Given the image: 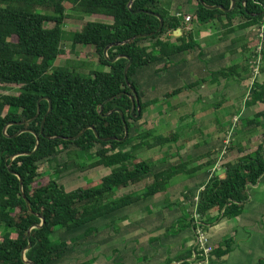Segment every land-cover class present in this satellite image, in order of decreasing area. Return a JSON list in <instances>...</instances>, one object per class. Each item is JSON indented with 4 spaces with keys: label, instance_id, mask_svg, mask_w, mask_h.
<instances>
[{
    "label": "trees",
    "instance_id": "16d2710c",
    "mask_svg": "<svg viewBox=\"0 0 264 264\" xmlns=\"http://www.w3.org/2000/svg\"><path fill=\"white\" fill-rule=\"evenodd\" d=\"M195 2L192 21L188 22V14L173 13L162 0H134L132 6L131 0H0V229L4 230L0 236V264H61L82 239L99 232L98 222L104 221L113 227L118 211L141 207L144 201L166 192L177 176L196 173L211 164L204 162L190 168V162L180 157L179 164L163 166L141 156L145 149L165 147L179 138L178 133L158 134L157 129H144L140 123L146 109L156 103V99L147 98L141 86V77L146 71L165 73L172 61L185 53L196 49L202 52L194 36V24L220 23L221 40L264 25V0H237L230 12L210 9L205 4L230 8L232 0ZM69 10L102 14L112 22H86L69 37L64 28ZM156 14L164 20L160 31L161 19ZM180 28L182 35L171 40ZM146 34L112 46L108 55L105 54L108 45ZM68 40L72 42L71 52L78 46L93 48L102 68L84 73L78 67L88 64L71 58L65 65H56L58 58L66 54L63 45ZM130 58L133 61L127 81L125 68ZM240 68L248 69L241 65L223 67L213 74V79L235 76L240 82L245 79ZM193 85L166 92L164 97L172 98ZM5 86L17 92L2 93ZM133 88L139 94L142 107L138 118L132 114ZM250 90L246 105L264 104V80L254 81ZM49 99L53 108L42 129ZM106 100L109 102L101 110ZM116 108L124 113L128 134L122 114L113 111ZM263 120L264 110L247 118L249 133L264 129ZM89 126L102 138L110 139H99L90 128L75 140L65 138L76 136ZM24 128L35 133L25 131L16 135ZM256 138L261 141L252 151H247L242 144L233 148L237 155L225 163L224 174L211 176L206 187L193 195L194 210L206 230L221 218H237L249 202L250 185L257 184L264 174V133L251 136L249 141ZM73 156V165L81 171L104 166L111 168V172L96 184L70 191L56 179L35 186L45 165L56 163L59 167L55 176L59 177L70 168L69 159ZM151 176L153 180L145 190L137 191ZM215 213L218 215L213 216ZM42 218L44 225L34 227L42 223ZM197 223L196 217L187 213L177 219L176 226L178 231L195 230ZM30 242L31 248L25 251ZM231 250L229 239L214 245L210 264L214 257L227 259ZM24 251L28 261L23 258ZM193 257L190 249L177 259L167 257L160 264L181 260L180 264H196Z\"/></svg>",
    "mask_w": 264,
    "mask_h": 264
},
{
    "label": "rangeland",
    "instance_id": "374dc122",
    "mask_svg": "<svg viewBox=\"0 0 264 264\" xmlns=\"http://www.w3.org/2000/svg\"><path fill=\"white\" fill-rule=\"evenodd\" d=\"M188 1L177 0L178 6L183 8ZM67 5L72 6L69 3ZM194 5H196V2L193 1L190 5H187V8L192 11L195 8ZM89 21L110 23L112 19L102 14H84L69 10L64 28L68 36L71 37L76 30H81L83 25ZM48 26H53V23H48ZM193 26L195 39L205 46L202 47L203 55L197 57L199 49L192 53H185L172 61L171 68L164 71L166 75L162 72L155 74L153 69H148L146 72L149 71L150 73L143 81L141 80V86L144 87L147 98L156 99V103L146 109L144 118L140 122L142 127L144 129H157L158 134L166 136L178 133L179 138L165 147L145 149L141 156L151 160L154 164H163V166L169 165V163L171 165L179 164L181 162L180 157L183 161L190 162L188 164L190 168L200 165V163L203 164L204 161L206 163L211 162V164L203 166L196 173H184L177 177H181L177 181L182 183L172 185L174 192L178 193L176 200L172 201L164 193L157 194L144 201L141 207H129L118 211L115 217L117 221L113 227L108 226L107 222H98L99 232L82 239L75 245L72 254L61 264H81L84 261L89 264H135L137 263L135 256L137 254L143 255L139 257L141 260L139 263L148 264L152 260L155 263H162L166 260V255L163 253L170 251V247L176 245L169 242L172 238L164 239V237L159 238V243L153 245L154 243L149 242L151 234L161 230L170 232L176 229L175 232L180 237L181 234L185 235L190 230L180 232L174 224V219L183 216L180 211L182 199L179 198L181 195L184 196L185 193L182 194L181 188L195 186L196 182H199L202 178L205 169H210L212 176L223 172L225 163L236 157L237 152L234 153L232 149L237 147L238 144L245 143L247 151H252L259 145L261 141L259 138H256L255 141L253 139L249 141V138L262 133L254 132L250 134L245 122L247 118H252L258 111L264 110V104L260 105L261 103L251 107L246 105V100L250 98V88L253 82L264 80V72H262L264 66V40L262 49H260L259 28L254 27L251 29L249 35L252 36L250 41L252 43L250 45L246 44L245 50L240 51L242 55L240 56L241 59L238 60L240 62L242 60V62L239 65L248 69L243 71L240 68V72L243 73L245 79L243 83H235V76H219L217 81L213 79V74L217 70L227 66V63L224 65L223 60L215 61L207 53L216 47L228 46V43H223V40L217 37L216 29L219 30L218 36L222 33L220 23L213 25L194 24ZM63 46L66 48V54L58 58L55 62L56 65H65L67 59L71 58L88 64L78 67V70L84 73H89L92 68H102L98 66V55L93 48L78 46L71 52L72 42L69 40ZM258 54L261 55V60L257 67ZM195 57L197 58L194 59ZM187 68L192 70L188 72ZM104 69L109 70V67H104ZM191 84H194L191 89H187L169 99L164 97L166 92L184 88ZM10 91L17 92V89H9V86H5L1 92ZM213 140L222 141V145L218 150L210 148L212 144H215ZM205 151L206 156L202 154ZM63 155V159L66 160V154ZM74 159V156L69 159L70 168L61 173L59 177L55 176V170L59 167L56 163L45 165L42 168L43 173L38 178L35 186L46 184L50 179H56L70 191L82 186L96 184L111 171V168L104 166L81 171L73 165ZM152 180V176L146 179L137 187V191L142 192L145 190L146 185ZM172 182L174 183V181ZM261 184L264 185V180ZM255 185L251 184L249 190V198L254 196V203H257V211L252 216L254 219H252L251 225H239L232 220L231 222H235L233 231H229L226 236L224 235L225 237L219 239L220 242L214 237L213 240L218 243L229 239L232 250L227 259L214 257L212 264H264V190H260L262 187L255 188ZM186 201H188L189 206L185 209V214L189 213V215L192 214L195 217L193 204L189 200ZM3 232L4 230L0 229V236ZM207 232L209 231L207 230ZM125 254L127 256H124ZM147 254L150 257L146 262L144 256ZM154 255H157V257L163 255L165 258L160 257L155 261ZM174 259H177V257L175 256Z\"/></svg>",
    "mask_w": 264,
    "mask_h": 264
},
{
    "label": "crops",
    "instance_id": "0c3cea01",
    "mask_svg": "<svg viewBox=\"0 0 264 264\" xmlns=\"http://www.w3.org/2000/svg\"><path fill=\"white\" fill-rule=\"evenodd\" d=\"M193 1L195 2V0H189L187 2V5H190ZM162 2H163V4L166 7H169L170 10L173 13L182 12V13H185V14H188V15H193L194 12H195V8H196V5H194L195 8L192 11L187 8V5L184 6L183 8H181V7L178 6L177 0H162ZM251 29L252 28H249V29L244 30L242 32H238V33L231 34L228 39H224L223 40V43H225V42L228 43V46H226V47H219V48L216 47V48H214L213 50H211V51H209L207 53H209V55H211V57L213 58V60H215V61H217V60H223L224 65H226V63H227V66H225L224 68L229 67V66L239 65L242 62V60H241V62H240V60H238V59H241L240 56L242 55L240 51H242V50L244 51L245 50L246 44H249L250 45L252 43V42H250L252 40V36L249 35L250 32H251ZM216 30H217L216 31L217 37L220 38V40H221V35H219L220 37L218 36L219 30L218 29H216ZM182 33H183V29L180 28L179 30H176L173 33L171 40L175 41L176 40V37L182 35ZM201 42H202V39H201ZM201 46L202 47H205L203 43H202ZM198 52H199V54L197 55V57L199 55L201 56L202 55L201 53L203 51L201 52L199 50ZM197 57H195L194 59H196ZM189 63H191V62H189ZM189 70L191 71L192 69L187 68V71L188 72H189ZM149 73L150 72L148 71V72L145 73V75L143 77H141L142 81L144 80V78ZM237 82L238 81L235 80V83H237ZM239 83H243V80H241ZM235 85H238V84H235ZM238 86H240V85H238ZM237 92H235V93H237ZM241 92H243V91H241ZM243 93H245V92H243ZM260 105H262V103ZM263 132H264V129H262L261 132L258 131V133H263ZM213 141L212 142L215 143V144H212V146H210V148H213V149L218 150L221 147L220 145H222V141L221 142H217V140H213ZM242 146H245V143H243ZM202 154H204L206 156V151H205V153H202ZM202 154H200V155H202ZM218 174H220V175L224 174V169H223V172L218 173ZM211 176H212L211 175V170L210 169H205V171H204V173L202 175V178L200 179L199 182H196V185L195 186H192L190 188H187V187L184 186L183 188H181L180 191L182 192V194L185 193L184 196L181 195L180 198H179V199H182V202H181V205H180V211H181V213H183V216L184 217L187 214V213L185 214V209L189 206V203L186 200H189L193 204V202H192L193 195H195V194L197 195L202 189H204L206 187V185L210 181V177ZM180 178L181 177H179L176 180H174V183L172 182L170 184L168 190L166 192H163L164 194H167L168 198L169 199L171 198L172 201H174V200H176L178 198L177 197L178 193H175L174 192V189L172 188V185H174L175 183H182L181 181H177ZM262 180H264V176H261V178L259 180V184L258 185H255L254 187L255 188H258V189L260 187H262V189H260V190H264V185L261 184ZM189 192H191V194H189V196H186V194L189 193ZM160 194H162V193H160ZM254 199H255L254 196H253V198H250L249 202H247L246 205H245V208L243 210V213L240 216H238L237 218H235V219L221 218L220 220H217L213 225L209 226V228H208V231H209L208 234H210V240H211V243L213 245L218 244V242L221 241L219 239H222V237L224 235L226 236L229 231H233V229L235 228V225H234L235 222H237V224H239V225L240 224H244V226L251 225V221H252V219H254L252 216L257 211V207H256L257 206V203H254L255 202ZM187 211H188V209H187ZM217 215H218L217 213L213 214V216H217ZM183 216H181V217L179 216L176 219H174L175 220V223L174 224H176L177 219L184 218ZM232 220H234L235 222H231ZM175 231H176V229L175 230H171L170 232H167V231H164V230H161V231H158V232H154L153 234H151V237H150L151 239L149 240V242L150 243H154L153 245H155V244H158L159 243L158 242L159 241L158 240L159 238H162V237H164V239H167V238L170 239V238H172L169 242L171 244H175L176 246L170 247L171 248L170 251L168 250V251H166V252L163 253V254L166 255V258L167 257L174 258L175 256L176 257H179V256H181L183 254H186L188 252V250H190V249H192L193 250V253H194L195 252L194 251L195 250V246H196L195 230L194 229H192V230L190 229L187 234H185V235H182L181 234L180 237L177 236V232H175ZM154 237H156V238H154ZM214 237H215V239H218V242H215L213 240ZM124 256H127V255L125 254ZM135 256L137 258V263H135V264H142V262L139 263V261H141L139 259V257H142L143 255L142 254H137ZM149 257H150L149 254L145 255L144 256V260L147 262V259ZM160 257L162 258L164 256L161 255V256L157 257V255H154V260L156 261ZM192 259H194V258H192ZM142 261H143V259H142ZM178 262L179 261H174L175 264H178ZM160 263H158V262L155 263L152 260L148 264H160Z\"/></svg>",
    "mask_w": 264,
    "mask_h": 264
},
{
    "label": "water",
    "instance_id": "95a60500",
    "mask_svg": "<svg viewBox=\"0 0 264 264\" xmlns=\"http://www.w3.org/2000/svg\"><path fill=\"white\" fill-rule=\"evenodd\" d=\"M201 1H203V0H201ZM244 1H245V0H244ZM133 2H134V0H131L130 6H132ZM236 3H237V0H232L231 7H230V8H226V7L221 6V5H208V4H205V6H206L207 8H210V9H216V8H219V9L224 10L225 12H230V11H232V10L235 8ZM138 12H142V10H138ZM156 15L161 19V25H160V27H159V31H160V30L163 28V26H164V20H163V18H162L160 15H158V14H156ZM178 30H179V29H178ZM153 34H154V33H151V34H149V35H153ZM143 36H148V35H147V34H146V35H137V36H135V37H132V38L126 40V41L123 42V43H113V44H111V45H108V46L106 47V49H105V54L108 55V51H109V49H110L112 46H116V45H119V44H124V43L130 42V41H132V40H134V39H136V38L143 37ZM121 56H122V55H120V56H116V57L112 58L111 61L114 62V61H116L118 58H120ZM132 61H133V60L130 58V59H129V62L127 63L126 68H125V75H126V79H127V81H129V78H128V71H129V68H130V66H131V64H132ZM130 97H131L132 102H133L132 114L134 115V117L138 118V117L141 115V113H142V107H141V103H140V97H139V94H138V92H137V90H136L135 88H133V93L130 94ZM49 101H50V107H49V111H48V112L46 113V115L44 116V122H43L42 129H43L44 125H45V121H46L47 116L50 114V112L52 111V108H53L52 101H51L50 99H49ZM39 102H40V101H39ZM108 102H109V100H106L105 103L101 105V110L104 108V105H105L106 103H108ZM136 110H137V113L135 114V111H136ZM113 111H118V112H120V113L122 114L123 120L125 121V125H126V134H128V125H127V123H126L124 113H123L120 109H118V108L113 109ZM39 114H40V105H39L38 115H39ZM108 114H109V113H107V114H105V115H108ZM38 115H37V116H38ZM34 119H35V118H33V119L27 121L26 123H28V122H30V121H33ZM21 123H24V122H21ZM89 128H90V129H94L95 134H96V136H97L99 139H102V140H109V139H110V138H102V137L100 136L99 132H98L94 127H92V126H89V127L85 128V129H83V130H82L78 135H76V136H73V137H65V138L68 139V140H75V139L81 137V136L84 134V132H85L87 129H89ZM25 131H32V132H34L33 130H31V129H29V128H24V129H22L21 131H19L16 135H19L20 133L25 132ZM34 133H35V132H34ZM16 135H14V136H16ZM38 139H39V136H38ZM38 147H39V141H38V144H37L36 149H37ZM262 176H264V174H263ZM258 184H259V182H258L256 185H258ZM21 187L23 188V180H22V178H21ZM25 199H26V201H27V205H28V207L31 208L30 200H29L26 196H25ZM44 223H45V219L42 218V223H40L39 225H35L34 227L42 226V225H44ZM29 237H30V232H29ZM31 246H32V243L30 242L29 245L26 247L25 251L28 250L29 248H31ZM25 251L23 252V258H24L25 260H27V258H26V256H25ZM27 261H28V260H27ZM180 262H181V261H179L178 264H180ZM32 264H35V263H32Z\"/></svg>",
    "mask_w": 264,
    "mask_h": 264
},
{
    "label": "built area",
    "instance_id": "2783aa9c",
    "mask_svg": "<svg viewBox=\"0 0 264 264\" xmlns=\"http://www.w3.org/2000/svg\"><path fill=\"white\" fill-rule=\"evenodd\" d=\"M192 15L187 16V21H191ZM259 37L261 39L259 48L262 49V42L264 40V25L258 29ZM261 51V50H260ZM260 51H258L260 53ZM257 67L259 66L261 55H257ZM258 70V68H257ZM199 196L196 197V201L198 202ZM195 217L197 219V227L195 228L196 235V251L194 252V259H196V264H210L211 259L213 257V249L214 245L211 243L210 236L205 229L204 225L199 221V214L195 211Z\"/></svg>",
    "mask_w": 264,
    "mask_h": 264
}]
</instances>
